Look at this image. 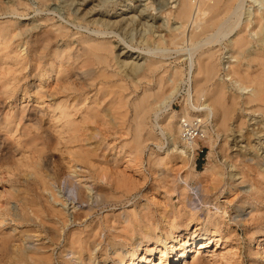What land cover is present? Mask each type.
<instances>
[{
    "label": "rangeland",
    "instance_id": "obj_1",
    "mask_svg": "<svg viewBox=\"0 0 264 264\" xmlns=\"http://www.w3.org/2000/svg\"><path fill=\"white\" fill-rule=\"evenodd\" d=\"M7 1L8 0H0V26L5 22L14 24L15 34L9 42L11 43L12 48L10 47L8 51L22 50L21 53L28 56L29 47L30 44H32L31 42L33 38L50 27L55 28L61 24L67 26L70 36L63 39L58 38L59 40H56L58 46L63 45L66 41H73L74 46H76V39L81 33H83V35H92L94 37L98 36L94 29L95 26L91 23L88 24L87 22V20L92 18H90V15L93 12L96 13V11H92L85 16L83 13L89 11L92 6L95 7V10H99L98 13H104L110 9L111 6H115L119 3L120 0H106V10H100V6L98 5V1L100 0H48L46 7L42 6L39 0H21L26 6H19L20 8L17 7L16 9L7 8L8 6L5 3ZM76 1L79 3L77 8L80 7L79 14L78 12L74 13V5H76ZM170 1L171 0H169V2ZM128 2L130 4L132 3L131 0ZM174 4L175 3H161L160 6L152 7L151 13L156 15L157 24L166 21L164 16L166 15V12L173 9L169 6ZM246 4V8H248L253 3L251 0H247ZM114 10H116L117 13L121 12V5H117ZM81 17L83 18L81 19ZM166 22L164 23L167 24ZM169 23L171 27L177 25L174 19H171ZM143 29H131V34L128 35V39L130 40L129 44H131L132 47H128L124 44L119 37H111L113 34L100 35V37H109L113 44H122V46L128 47V49L131 50V53L142 52L146 57L148 55V50L155 48L156 43H153V39H157V37H152V39L149 38V34L145 32L146 28L143 27ZM160 30L161 31L155 33V35L166 34L164 36L166 39L162 47L167 50L165 51V55L161 56L164 62L163 68L164 70H168V73L173 68H179L182 70L183 76L182 80L179 81L177 93L175 94V97H173L170 108L162 106V112L160 113L159 119L155 118L153 111L144 114L145 128L143 129L142 132L144 133L141 136V141L143 143L141 166H138L139 164L132 161L135 147L133 142L135 129L134 116L136 115L133 104L135 99L142 95L144 88H156L155 81L147 83L146 80H143L140 82L139 88V86L135 87L130 80H127V90L120 91L115 88L116 93H121L123 95L128 94L129 96L127 113L125 115L124 113L122 115L120 114V112H125V109L121 108L119 110L117 106L112 108L114 105L112 107L109 105V98L112 97L114 93L103 98V95H101L102 90H99L103 86L108 87V84L102 85L100 82H96L93 89L90 88L91 90L88 89L85 92H80L81 94L70 92L68 95H64V97L62 96L63 94L60 93V96H57L59 94L55 95L53 100L46 97V99H48L47 101L44 98L37 99L32 92L33 87L31 85L33 81L35 82V78L32 75L30 68L33 67L34 64L28 63L26 69L21 68L22 66L17 65V62L14 61L10 62V64H2L3 57L2 52L0 51V82L8 79L11 83L9 87L15 88V95L13 96L0 93L1 100L4 104H1L3 109V112L1 111L2 114L8 109L18 111L19 108L16 107V99L18 100L17 102L22 101L26 99L25 93H30V97L27 99L28 102L30 101L28 107H38L42 109L41 117L42 120L44 119L42 121L43 124L41 130L29 127L28 121L24 122L25 124L22 125L15 124L6 128L0 127V236L8 234L9 232L20 235V230H23V228L26 227L28 231L21 236V239L23 240L21 242L22 247L34 250L38 245H48L47 252L51 255V261L49 264H61L62 257L73 260V250L71 248L67 250L69 247H67L66 244V242L68 243L69 241L71 232L78 233L79 236L81 234V238H84V236L86 238L88 236V240L92 238L91 241H94V239L103 240L102 247L107 250L106 253L108 258L105 263H102V257L97 252L93 257V264H121L119 256L125 257L128 252L136 253L135 264L141 261V258L144 260L142 264H184V262H182V256H179L181 254L180 251L182 247L190 243L184 242L185 233L187 231H196L199 233V237L203 238L205 237L203 235L206 234V229H209V233L213 230L214 234H211L212 236L210 235L211 238L207 247L198 250L199 246L197 243L193 244V247L191 245L193 250L188 255L187 264H192L195 257H200L202 259L201 264H255L256 261L264 264V241H261L264 238V217L259 222L250 221L251 213H248V211H250L251 208L246 207V209L241 204L243 196L245 197L246 194L252 192V190L254 191V186L252 184L250 185V182L248 181L242 182V179L240 178L241 175L234 178L229 175V170L236 172V168L243 167V156L250 160H254L257 156H264V145L259 150V154H256L248 148H243L242 152L238 153V150H235L234 144L236 142L240 145L242 144V140L240 133L235 128L230 134L229 144L225 151L220 149V146L224 144L225 140V134L223 135L222 133H220L216 139L217 142L214 145L215 148L212 154H210L211 146L209 145V142L202 141L198 144L200 148H204V152L200 154L195 153V168L200 172L204 171L205 168L214 163H219L226 174L216 186L205 181L197 183L193 180H189L188 189H190V196H193L195 193V188L198 187L201 189L199 190L200 192L203 189L202 193L207 196L206 199H204L207 204L203 203V207L197 212L198 216L196 215L195 220L190 222L187 231H185V221L177 219L178 221H176L174 225L170 226L169 224L170 219L174 218L172 216L174 215V212L184 208L177 184L179 183L178 179H180L181 176L183 177L188 171L189 164L188 162L181 163L179 160H172L171 163L167 165V170L166 168L163 169L167 174L162 176L160 175V169L150 166L149 157L151 152L154 156L160 154V156H164L167 151H169V147L173 145L172 142H174V140L168 136L169 134H167L166 131H162L160 128L161 124L159 123H162L169 112H175L177 116L179 114L181 116V114L184 113L183 107L188 106V111L191 112L188 95L191 86L189 87L190 82L187 74L188 61L186 60V57L188 56V51L186 49L188 48V45L186 46V43L180 40V36L174 40H170L167 36L168 30L165 26ZM2 44L0 38V47ZM224 51H226V49H224ZM226 57L227 54H222L221 62H224ZM224 70V66L222 65L218 79L226 82L229 93L237 91L236 86L230 81L229 77L225 75ZM45 81L47 85L46 90H52L54 87L52 77L46 78ZM118 82L119 81L116 83ZM131 87L132 89H129ZM164 90H166V94H168L169 86L165 85ZM96 92H98V97L93 99ZM84 95L90 97L88 101L86 100L85 104L80 103ZM98 101L100 102L98 110L103 113V116L94 118L88 123H85L84 126L86 127H84L83 130L85 133V141L82 144V153H86L88 158L93 159L94 161L97 160L108 167L106 168V170L110 169L107 171L109 172L108 174L112 179L114 178L113 180L110 178L111 181H106L105 177L103 179L97 177L95 175V168L90 167L85 162L82 161L75 163L74 160H76V155L74 152L77 150V145L67 142L66 139L59 140L57 138L55 126L53 127L51 124L53 120L55 121L53 118L59 116L56 112H51L53 106L58 102H68V104H70V107H68L69 110L74 114L73 116L75 118L78 117L77 119H79L81 118L82 113H85V109L89 103L94 106ZM78 109L79 112H77ZM200 113L201 112H198V115L202 118L203 116ZM240 113L241 111H238L236 115L239 116ZM246 113L245 118L248 120L247 128L251 127L250 124H252L253 121L256 123L261 120L258 115H253L248 112ZM236 123L237 121L235 119L232 127H235ZM56 125L58 127L60 123L57 122ZM47 128H49L48 135H50L49 138L46 139L45 144L42 145L34 138L40 139L43 133L46 132ZM260 137L263 138L264 135L261 134ZM175 141L179 142V139H175ZM256 142H258V140L254 137L252 144L256 145ZM125 144L127 146H125ZM244 144L245 143L243 142V145ZM41 155L45 156L47 159L50 158L49 166L57 162L63 166L65 171L70 172L74 183L79 187H83L85 194L88 197L85 203H76L69 188L67 189L65 185H62L63 183H55L50 188L44 189L42 179L44 177L48 179L49 177L46 175L48 173L45 165L46 159L44 157H41L40 159L39 156ZM254 155L255 157H253ZM34 157L37 158L35 159ZM33 161L36 164H34ZM38 161H40V164L37 163ZM68 161L71 164L70 168L67 166ZM250 162L252 161H249V163ZM229 164H233L232 169L231 167H228ZM263 168L264 167H262L261 170H263ZM36 169H39L40 172ZM118 178L126 181V184L128 186L130 185L131 189L127 190L126 186L121 185V183H118L119 185H117ZM99 186H104L110 193L104 201L96 199L95 197L94 192ZM34 189L38 192L40 191L39 195L42 194L41 196L43 198L34 194ZM53 193L54 197L52 196ZM55 196L57 198L56 200ZM22 197L23 199H21ZM27 200L36 207H45L47 205L46 203H49L47 205L48 207L50 205L60 209L64 208L63 210L65 211V214L68 215L67 222L64 224L59 219L47 215L46 212H42L40 214L41 218L42 220H45L42 224L35 214V216L32 215V211H28L27 216L32 221L31 225H28V227L25 225L23 226L22 224H16L13 219L23 216V205ZM186 201L187 202L184 203L185 205L187 204L186 206L188 209L190 203L189 200ZM254 202L258 204L260 201ZM258 205L259 206L256 208L254 214L260 216L262 213V216H264V206H261V202ZM216 206H220L219 211H216ZM77 211L79 213L85 212L84 215L81 213L83 216L82 220L73 221V219H71L72 213ZM142 212H147L150 215L149 217L151 219L149 224L155 225L152 235L154 236V234H156V237L146 239V235L140 232V222L138 221L139 214ZM133 213H138V216H133ZM207 214L210 216H207ZM122 215L127 216L129 222H125ZM96 227H98V231ZM12 228H16V230L12 231ZM131 229H133L132 233L125 235V233ZM99 231L101 232L100 234L98 233ZM115 235L116 237L118 236L116 239ZM170 235L178 238V243L175 248L177 253H172L170 250V244L168 243L170 240L167 239ZM89 236L91 237L90 239ZM199 237H197V239ZM109 241L115 242L116 247L119 249L116 250ZM164 242H166L165 246ZM145 245H150V248ZM152 246H158L159 249L151 252L149 250ZM6 256V250L1 247L0 239V264H12V259H8V256ZM86 257L87 255H84V259H86L85 261L88 260ZM126 259L127 258H125L124 261L125 263H128V261L126 262ZM160 261L162 263H160ZM75 264L82 263L77 261Z\"/></svg>",
    "mask_w": 264,
    "mask_h": 264
},
{
    "label": "bare ground",
    "instance_id": "obj_2",
    "mask_svg": "<svg viewBox=\"0 0 264 264\" xmlns=\"http://www.w3.org/2000/svg\"><path fill=\"white\" fill-rule=\"evenodd\" d=\"M39 1L42 6H47L48 0ZM128 1L129 0H120L119 3H117L115 6H111V8L104 13H98L99 10H95L94 6H92L89 11H85L83 13L85 16L92 11H96V13L93 12L90 15V18H92L87 20V22L88 24L91 23L95 26L94 29L96 30L98 36L94 37L92 35H83V33H81L77 39L75 38L76 46H74L73 41H66V43L63 45L58 46L56 44V40L58 38L63 39L70 36L67 26L61 24L55 28L50 27L33 38L31 42L32 44H30L29 47L28 56L22 54V50L8 51V49L12 46L9 42L12 40V37H14L15 29L14 24L5 22L0 26V38L3 43L0 47L3 57L2 64H10V62L14 61L17 62V65L22 66L21 68L26 69L28 63H33L34 66L30 69L32 71V75L35 78V82L33 81L31 86L33 87L32 92L35 94L37 99H46V97H49L51 100H53L54 96L57 94H59L57 96H60V93L63 94L62 96L68 95L70 92L79 94L80 92H85L90 88L93 89L96 82H100L102 85L108 84V87L103 86L99 91L102 90L101 95H103V98L114 93L113 96L109 98V105L111 107L114 105L112 108L117 106L119 110L121 108L125 109V112H120L121 115L123 113L124 115L127 113L129 96L128 94L123 95L121 93H116L115 88L120 91L127 90V80H130V82L135 87H138L140 82L143 80H146L147 83L155 81L156 88H144L142 95L135 99L133 104L136 115L134 116L135 129L133 142L135 147L132 161L139 164L138 166H141V156L143 153V143L141 141V136L144 133L142 131L145 128L144 114L146 112L153 111L155 118L159 119L160 113L162 112L161 107L165 106L166 108H170L173 97H175V94L177 93L179 81L182 80L183 76V72L179 68H173L169 73L168 70H164V62L161 56H164L165 51L167 50L166 48L162 47L166 39L164 37L166 34L155 35V33L161 31L160 29L165 26L168 30L167 36L170 38V40H174L180 36V40L185 42L186 46L188 45V48L186 49L188 51L186 60L188 61L187 74L188 80L190 82L189 87L191 86L190 92L188 91L190 100L188 101L190 103L191 112L188 111V106L183 107L184 113L181 114V116L180 114L177 116L175 112H169L162 123H159L161 124L160 128L162 131H166L167 134H169L168 136H170L174 142H172L173 145L169 147V151H167L166 155L164 156H160L161 154L154 156L151 152L149 164L151 167L160 169V175L163 176L167 174L163 169L166 168L167 170V165L171 163L172 160H179L181 163L188 162L189 169L183 177L181 176L180 179H178L179 183L177 184L184 208L174 212V215H172L174 218L170 219L169 223L170 226H172L176 223V221H178L177 219L185 221L184 226L185 231H187L190 222L195 220L197 212L203 207V203H206L204 199L207 197L202 193L203 189L200 192L199 190L201 189L198 187L195 188V193L193 196H190L188 181L193 180L197 183L205 181L216 186L220 183V180L223 176H225L226 172L222 170L219 163H214L205 168L204 171L200 172L195 168V149L199 145L196 142L189 146H186L185 143H183V139L180 137L182 134L181 126L179 124L181 117L184 116L191 118L192 114L193 116L199 117L200 115H198V112H201L200 114H202L203 117H200V120L203 124L205 133L204 141L209 142V145L211 146L210 154H212L215 148L214 145L216 144V139L220 133L223 135L225 134L224 144L220 146V149L225 151L229 144L230 134L233 132L234 128L240 133L242 140V144L238 145L236 142L234 144L235 150H238V153L242 152L243 148H248L257 154L264 145V137H260L261 134L264 135V0H251L253 4L248 8H246L247 0H171L170 2L169 0H131V4ZM5 3L8 6L7 8L13 9H16L19 6H26L21 0H8ZM105 3L106 0L98 1L100 10L107 9ZM161 3H175L174 5L169 6L174 10L171 9L170 11L166 12L164 17L166 18L167 22L163 21L157 24L156 15L151 13V10L152 7L154 8L155 6H160ZM78 4L79 3L77 2L76 5H74V13L78 12L79 14L80 7L77 8ZM117 5H121V12L119 13L114 10ZM82 18L83 17H81V19ZM171 19L176 21V26L171 27L169 25V21H171ZM143 27L146 28L145 32L149 34V38L152 39V37H157V39H153V43H156L155 48L149 49L148 55L146 57L142 52L131 53V50L128 49V47H132V45L129 44L130 40L128 39V35L131 34V29L141 30ZM105 34H113L111 37H119L121 41L128 47L122 46V44L119 43L113 44L109 37H100V35ZM224 49H226V51H224ZM222 54H227L224 62H221ZM222 65L225 69V75L229 77L232 83H234L238 92L235 91L229 93L226 82L218 79ZM49 77H52L54 82V87L52 90H46L47 85L45 80ZM115 81L119 82L116 83ZM10 85L11 83L8 79L1 81L0 93L9 96L15 95V88H10ZM165 85L169 86L168 94H166V90H164ZM129 89H132V87ZM25 95L26 99L22 101L17 102L18 100L16 99V107L19 108L18 111H15L14 109H8L4 114H2V105L4 104L0 97V127L6 128L15 124L22 125L25 124L24 122L28 121L29 127H34L35 129L41 130L43 124L42 121L44 120H42L41 117L42 109L38 107H28V103L30 101L28 102L27 99L30 97V93H25ZM86 96L87 95H84L80 103L85 104L86 100L88 101L90 97ZM97 97L98 92L94 94L93 99H96ZM46 100L48 101V99ZM69 105L70 104H68V102H58L53 106L51 111L53 113L56 112L59 115L56 116V118H53L55 121L53 120L52 123L50 122L53 127L55 126L57 138L59 140L66 139L67 142L77 145V150H75L76 152L73 151L76 155V160L73 159L75 163L83 161L90 167L95 168V175L97 177L100 179L105 177L106 181H111V176L108 174L109 172H107L110 169L106 170L108 167L97 160L94 161L93 159L88 158L86 153H82V144L85 141V133L83 131L84 127H86L84 126L85 123H88L94 118L103 116V113L99 112L98 110L100 102H96L94 106L90 105L89 103L85 109V113H82L81 118L79 119H77L78 117L75 118L73 116L74 114L68 108L70 107ZM238 111H241L239 116L236 115ZM77 112H79V109ZM246 112L253 115H258L261 120L256 123L253 121L252 124H250L251 127L247 128L248 120L245 118L247 114ZM235 119L237 121L236 126L232 127L233 121ZM57 122L60 123L58 127L56 125ZM48 131L49 128H47L46 132L43 131L45 133H43L40 139H34L38 140L40 144L44 145L46 139L49 138L50 135H48ZM254 137L258 140L256 145L252 144ZM175 139H179V142L175 141ZM243 142L245 143L244 145ZM125 146L127 145L125 144ZM41 157L45 158V156H39L40 159ZM253 157H255V155ZM45 159L46 169L48 170L46 175H48L49 178L46 179L44 177L42 179L44 189L50 188L55 183H63L62 185H65L67 189L69 188L76 203H85L88 197L85 194L83 187H79L76 185V183H74L70 172L65 171L63 166L57 162L49 166L50 158ZM242 160L243 167L236 168V172L229 170V175L232 178L241 175L240 178L242 179V182L248 181L250 182V185L252 184L254 186V191L252 190V192L246 194L245 197L243 196V199L241 198V204L244 208H251V210L248 211V213H251L250 221L259 222L264 216H262V213L260 216L255 215L254 212H256L255 210L259 206L258 204L260 202L261 206H264V168L261 170V168L264 167V156H257V158L255 157L254 160H250L243 156ZM249 161L252 162L249 163ZM39 162L40 161L37 163ZM67 166L69 168L71 167L69 161L67 162ZM228 167H231L232 169L233 164H229ZM37 171L40 172L39 169ZM117 180V185H119L118 183H121V185L126 186L127 190L131 189L130 185L128 186L126 184V181L122 180L121 178H118ZM39 192L34 189V194L37 196L42 195L41 193V195H39ZM94 193L96 199H100L101 201L106 200L110 194L108 189H106L104 186H99ZM53 195L54 193L52 196ZM21 199H23V197ZM56 199L57 198L55 196V200ZM186 200H189L190 203L188 209L186 206L187 204L185 205L187 202ZM254 201L260 202L256 204ZM46 204L48 205L49 203ZM220 206H216V211H219ZM35 207L36 206L27 200L23 205V216L14 218L13 221L16 224H22L23 226L31 225L32 221L28 218L27 213L28 211H32V215L35 214L42 224L45 221L41 218L40 214L42 212H46L47 215L59 219L64 224L67 222L68 215L65 214V211L63 210L64 208L60 209L50 205L46 208L36 207L35 209ZM84 212L81 213L84 215ZM81 213L78 211L72 213L71 219H73V221L80 219L82 220L83 216ZM133 216H138V213H133ZM149 216L150 215L147 212H142L139 214L138 221L140 222V232L146 235V239L156 237V234H154V236L152 235L155 225L149 224L151 219ZM207 216L210 215L207 214ZM123 217L125 222H129L127 216ZM96 228L98 231V227ZM15 230L16 228H12V231ZM26 231H28V229L24 227L23 230H20V235L9 232L8 234H3L0 236L1 247L6 250L8 259H12V264H49L51 261V255H49L47 252L48 245H38V247L34 250L25 249L26 247H22L21 242L23 240L21 239V236L23 233L25 234ZM132 231L133 229L126 232L125 235H129L132 233ZM98 233L100 234L101 232L99 231ZM185 234L184 242L190 243L182 247L180 251L181 254L179 256H182V262L187 264L188 255L193 250V244L197 243L199 246L198 250L207 247L212 236L211 234H214V231L212 230V232L209 233V229H206V234L203 235L205 236L203 238H200L199 233L196 231H187ZM80 236L75 232L70 233L69 241L68 243L66 242V244L67 247H69L67 250L70 248L73 250L72 254L74 255V258L72 260L62 257L61 264H75L77 261H80L82 264H93V257L97 252L102 257V263H105L108 256L106 253L107 250L102 247L103 240H95L93 238L94 241H91L92 238L90 236V240H88V236L86 238L85 236L84 238H81ZM117 237L115 235V239ZM197 237L199 238L197 239ZM167 239L170 240L168 243L170 244L171 252L177 253L175 248L176 244L178 243V238L170 235ZM261 241H264V238ZM109 242L113 247L116 248V250L119 249L116 247L115 242ZM165 245L166 242H164V246ZM148 246L150 248V245ZM156 249H159V247L152 246L149 251L152 252ZM84 255H87V261H85L86 259H84ZM136 256L137 255L135 252H128L125 257L119 256L120 263L135 264ZM125 258H127L126 262L128 261V263H125ZM141 259L142 260L137 262V264H142L144 262L143 258ZM201 262L202 259L200 257H195L192 264H201ZM160 263L162 262L160 261ZM255 264L261 263L256 261Z\"/></svg>",
    "mask_w": 264,
    "mask_h": 264
},
{
    "label": "built area",
    "instance_id": "obj_3",
    "mask_svg": "<svg viewBox=\"0 0 264 264\" xmlns=\"http://www.w3.org/2000/svg\"><path fill=\"white\" fill-rule=\"evenodd\" d=\"M200 119L201 118L197 116H192L191 118L183 116L179 120L182 133L181 139H183L182 141L186 146H189L195 142L199 144L200 142L204 141L205 133ZM195 150L196 154L204 152V148H200V146H197Z\"/></svg>",
    "mask_w": 264,
    "mask_h": 264
}]
</instances>
